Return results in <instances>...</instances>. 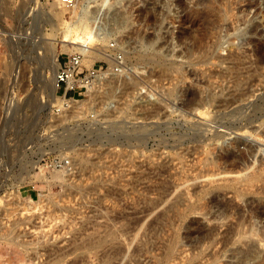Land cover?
Returning a JSON list of instances; mask_svg holds the SVG:
<instances>
[{
  "label": "rangeland",
  "instance_id": "1",
  "mask_svg": "<svg viewBox=\"0 0 264 264\" xmlns=\"http://www.w3.org/2000/svg\"><path fill=\"white\" fill-rule=\"evenodd\" d=\"M36 1L0 0V264H264V0H84L64 107L81 14Z\"/></svg>",
  "mask_w": 264,
  "mask_h": 264
},
{
  "label": "bare ground",
  "instance_id": "2",
  "mask_svg": "<svg viewBox=\"0 0 264 264\" xmlns=\"http://www.w3.org/2000/svg\"><path fill=\"white\" fill-rule=\"evenodd\" d=\"M36 1V0H35ZM90 1V0H89ZM95 1V3L97 4L96 6L97 7H101V8H105V6H106V4L108 5L109 3H110V1L111 0H94ZM93 1V2H94ZM154 1V0H153ZM157 1V0H156ZM37 2V1H36ZM84 0H77L76 1V3H75V5L72 7V9H70L71 11V14L73 15V17L74 16H77L76 14H77V10H79L78 12H80V16H78L77 17V20H78V24L76 25V26H74V27H72V29H71V31H74L75 32V34H76V37L74 38V40L73 41H70V38H69V43L64 39L62 42H67L68 44H65V45H62V47H69V48H71V49H76V51L77 52H79V53H81L82 55H83V59H85V61H86V63L87 64H89V65H91V63L93 62V57L91 56V52L89 51V46H88V44L90 43V41L94 38V33L92 34V30H94V29H92V30H90V28H89V25L87 24V22L85 23V19H83L84 18V14L87 12V10H86V8H88V6L86 5H84ZM88 2V1H87ZM85 3V4H88V3H90V2H88V3ZM155 2V1H154ZM159 3V2H158ZM35 4H38V2L37 3H35ZM161 4V3H160ZM152 5H153V7H152ZM156 5H158V4H156ZM30 7V6H29ZM151 7L152 8H154V4H151ZM158 7V6H157ZM159 8H160V6H159ZM30 11H31V9H30ZM30 11H28V12H30ZM98 11V10H97ZM102 11V10H101ZM153 12H154V14L156 15H158V11H159V9L158 8H156V6H155V8L152 10ZM99 12V11H98ZM148 12V11H147ZM28 14V13H27ZM30 14V13H29ZM154 15V16H155ZM159 16V15H158ZM70 18H72L71 16H70ZM73 19V18H72ZM82 20H85V21H82ZM94 20V19H93ZM98 21V20H97ZM93 23V22H92ZM74 24H76V23H74ZM94 24V23H93ZM71 25V24H70ZM70 28V27H69ZM79 28V29H78ZM78 29V30H77ZM66 30H68V29H66ZM81 32V33H79V34H81V36L80 35H78V33L77 32ZM93 32H96V31H93ZM70 33V32H69ZM65 34H66V31H65ZM70 35V34H69ZM96 35V34H95ZM182 36L180 35V37H178V38H181ZM66 39H67V37H66ZM181 41V40H180ZM60 43V42H59ZM59 45V44H58ZM56 58H57V52L56 51H54V53L52 54V59H51V68H52V71H53V75H52V79H50L51 81H50V91L49 92H47V97H48V100L47 101H49V103H51L52 104V106H55V105H58L59 107H64V106H66V105H68L69 103H70V101L69 100H66V99H64L63 97H61L60 99H57L58 98V96L56 95V81H55V77H56V72H57V70H58V64H57V60H56ZM43 63H44V61H43ZM47 64V62H45V65ZM48 65V64H47ZM46 65V66H47ZM49 66V65H48ZM99 79H101L102 78V75H99V76H97ZM92 83H94V81L92 82ZM11 91V90H10ZM92 92V85H90V86H88L87 87V90H86V92H85V94H87L88 96L90 95V93ZM191 92V91H190ZM188 93V92H187ZM11 96V95H10ZM13 96V95H12ZM189 96V95H188ZM187 96V97H188ZM190 97V96H189ZM44 99V98H43ZM188 99V98H187ZM190 99H192V97L190 98ZM188 101H190V100H188ZM205 101V100H204ZM42 102V104H43V100L41 101ZM76 103H85V101H76ZM7 104H8V107H7V110H9L10 109V106H11V104H12V100H9L8 99V102H7ZM187 105V104H186ZM7 106V105H6ZM184 106H185V104H184ZM6 110V111H7ZM5 113V112H4ZM7 113V112H6ZM72 137V136H71ZM72 139V138H71ZM69 140H70V138H69ZM40 156L38 157V161H27L23 166H24V177L25 178H23V180L25 179V180H31V179H34L35 178V176L33 175V169H35L37 166H38V162H39V160L41 159V156H43L45 153H42V152H40ZM221 173V172H220ZM52 175H53V177H59V172L58 171H54V172H52ZM207 177V176H206ZM196 190V189H195ZM189 190H187V192H188ZM194 191V190H193ZM198 192V191H197ZM192 193V192H191ZM190 193V194H191ZM187 194V193H186ZM194 194H196V192L194 193ZM182 196V194H179V196ZM192 196H194V195H192ZM197 196V195H196ZM189 198H191V197H189ZM180 199V198H179ZM214 200H215V198H214ZM218 200V199H217ZM212 201V200H211ZM217 203V202H216ZM227 205V204H226ZM174 206V205H173ZM170 207V206H169ZM172 207V206H171ZM173 208V207H172ZM176 208H177V205H176ZM220 208H221V206H220ZM224 208V207H223ZM230 208V207H229ZM171 210V209H170ZM176 210V209H175ZM263 211H264V209H263ZM255 213V212H254ZM258 213V212H257ZM260 213V212H259ZM264 213V212H263ZM234 230V229H233ZM229 231V230H228ZM234 232V231H233ZM230 233V232H229ZM232 234V233H231ZM225 235V234H224ZM228 238V237H227ZM226 240V239H225ZM229 241V240H228Z\"/></svg>",
  "mask_w": 264,
  "mask_h": 264
},
{
  "label": "built area",
  "instance_id": "3",
  "mask_svg": "<svg viewBox=\"0 0 264 264\" xmlns=\"http://www.w3.org/2000/svg\"><path fill=\"white\" fill-rule=\"evenodd\" d=\"M53 3H58L65 8H71L76 0H49ZM120 57H117L115 61L118 66H121L119 61ZM83 55L79 52L71 53L65 58H62L59 62V67L56 72V88L57 91H63L64 97L72 92H81L87 90V87L92 85V82L96 76V70H87V73L81 69ZM101 70V69H100Z\"/></svg>",
  "mask_w": 264,
  "mask_h": 264
}]
</instances>
